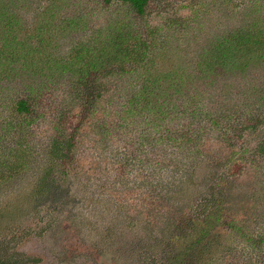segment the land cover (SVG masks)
Segmentation results:
<instances>
[{
  "label": "rangeland",
  "instance_id": "1",
  "mask_svg": "<svg viewBox=\"0 0 264 264\" xmlns=\"http://www.w3.org/2000/svg\"><path fill=\"white\" fill-rule=\"evenodd\" d=\"M35 1L20 9L24 20L15 33L18 39L32 37L33 46L43 38V57L36 65L33 55L26 53L21 72L10 68L11 63L0 66V96H4L1 102L13 108L17 97L37 93L36 121L27 132H34L35 147L39 151L52 130L49 127L52 114L57 110L69 112L66 129L69 133L76 131L78 148L67 181L58 195L47 191L41 199H34L38 176L34 167L22 169L17 178L0 183V209L14 210L12 215L5 213L0 235L10 237L12 249L38 258L29 264H152L170 254L169 245L175 244L177 222L184 219L182 211L186 210L184 200L178 203L175 196L193 193L192 186L181 192L177 190L179 193H174L169 201L158 198L150 203L139 185L143 183L144 191L154 192L153 185L160 172L153 168L150 171L139 169L138 163L127 165L124 157L126 153L139 152V136L155 125L158 114H144L142 109L129 115L124 113V102L129 104L124 100V93L130 77L125 74L121 79L115 75L100 78L104 105L93 115L94 110L77 96V82L81 83L79 73L70 66L63 69L58 63L68 47L72 52L83 39L93 46H102L117 24L116 20L121 18L134 29L142 30L146 18L136 15L131 8L126 9V4L120 0ZM252 3L253 0H152L148 12L156 21L154 37L164 46L161 71L180 70L183 79L188 81L187 91L192 86H201L206 94L210 93V98H204L208 105L211 98L212 102L222 96L224 104L227 99H237L243 86L264 84V55L245 71L227 70L225 65V69L215 66V73L205 79L193 73L199 55H207V49L213 53L210 48L218 40L235 34V30L253 21H260L256 26L264 21V0L258 2V11ZM64 14L77 20L79 26L66 25ZM2 34L13 36L6 30ZM20 63L19 59L18 65ZM108 89L112 92L109 102ZM248 89H244L242 96ZM174 107L177 108L178 103ZM162 120L182 121L183 118L172 111ZM221 121L223 127L229 124L224 119ZM154 128L157 129V125ZM5 132L0 126L1 139ZM218 141L227 143L220 137ZM171 149L169 147V151ZM175 153L183 155L180 150ZM220 154L216 149L211 156L218 159ZM249 159L252 170L246 163L239 168V160L232 165L221 159L219 165L216 161H211L210 166L202 162L197 172L198 178L208 180L197 181V186L204 189L211 176H222L219 184L224 192L222 201L226 208L234 206L233 213L238 217L239 212L247 210L260 217L264 209V200L260 195H253L259 187H264V180L258 181L259 173L264 178V166L259 169V161ZM36 163L38 160L34 165ZM238 234H230L227 229L216 230L211 238L214 241L219 238L223 247L214 251L217 258L213 254L206 255L204 263L215 259L211 264H244V235L232 242L235 237L238 239ZM191 264L200 262L196 259Z\"/></svg>",
  "mask_w": 264,
  "mask_h": 264
},
{
  "label": "trees",
  "instance_id": "2",
  "mask_svg": "<svg viewBox=\"0 0 264 264\" xmlns=\"http://www.w3.org/2000/svg\"><path fill=\"white\" fill-rule=\"evenodd\" d=\"M120 1L126 4V9L131 8L136 15L145 16L143 29H134L120 18L121 20H116L117 24L113 26L108 40L102 46L96 44L93 46L83 39L72 48V52L68 47L58 63L63 69L70 66L79 73L81 83L77 82V87L79 86L77 96L85 101V106L94 110L93 115H96L98 109L104 105L105 94L101 92L100 78L115 75L121 79L125 74H129L130 77L126 85L127 91L124 93V100H128L129 104L124 102V113L129 115L142 109L144 114L151 112L158 114L159 119H154L155 125L140 134L139 152L126 153L124 157L127 165L138 163L139 169L150 171L153 168L160 172L153 185L154 192L144 191L143 183L139 185L142 195L150 199V203L158 198L169 201L173 199L177 190L181 192L192 186L190 189L193 193L175 196L178 203L184 200L186 210L182 211L184 219L177 222L173 237L175 244L169 245L172 247L170 254L168 252L167 256L155 260L152 264H191L196 262V259L200 264H205L206 255L213 254V257L217 258L215 256L217 252L214 251L223 247L219 238L212 240L213 233L222 229H227L230 234L240 233L238 239L235 237L232 242L244 235L242 246L246 260L244 264H264V209L260 217L253 215L249 210L239 212L238 217L233 213L234 206L228 205L226 208L222 201L224 192L219 188L221 179L223 181L222 176L216 175L214 178L211 176L205 189L197 186L199 179L208 181L204 177L198 178L197 175L202 162L210 166L211 161H216L219 165L221 159H225L234 165L239 160L241 161L239 168L246 163L252 170L249 158H253L259 161V169L263 168V82L259 86L254 83L250 87L243 86L238 93L239 96L236 95L237 99H227L224 104L222 96L212 102L211 98L210 104H205L204 98L205 96L210 98V93L206 94L203 87L192 86L187 91L188 81L183 79L180 70L161 71L164 63L161 62L164 46L154 37L156 21L149 17L148 12L152 0ZM259 1L253 0L252 3L256 11ZM41 2L42 0L38 3ZM30 3L35 4L36 1L4 0L0 4V66L11 63L10 68H15L19 72L23 71L22 61L26 53L33 55L36 65L44 54L43 38L33 46L30 40L32 37L18 39L15 33V29L24 20L20 9ZM62 17L66 25L72 23L79 26L77 20L66 14ZM258 22L260 21H253L235 30V34L218 40L215 46L210 48L213 53L207 49V55L200 54L193 73L202 75L205 79L212 76L218 66L224 68L226 65L227 70L234 71L247 70V67L264 55V21L256 26ZM260 25L263 26L255 29ZM5 30L13 33V36H4L2 32ZM10 41H14L13 44ZM16 51L22 52L16 55ZM19 59L21 63L18 65ZM139 79L143 80L139 82ZM140 84L142 86H139ZM246 88H249L247 94L242 96ZM37 96V93L34 96L26 93L22 98L17 97L13 108L5 106L4 102H1L4 96L2 94L0 96V126L6 131L3 134L4 139H1L0 134V166L4 167L0 168V183L7 182L9 178H17L22 169L34 167L38 173L34 189L36 200L41 199L47 191L59 194L58 190L67 181L75 150L78 148L76 131L69 133L66 129L69 112L60 110L55 111L50 117L52 119L49 127L52 130H49L43 148L39 151L35 147V134L27 130H32V124L36 121ZM108 98L109 102L112 98L110 89ZM170 103L173 106H170ZM177 103L178 107L175 108ZM172 111L179 114L183 120H162L164 115ZM182 113H186V116L183 117ZM221 119L229 124L223 127ZM156 125L157 129L154 128ZM219 137L227 143L219 142ZM169 147L172 148L170 151ZM216 149L222 153L218 159L211 156ZM174 150H180L183 155L176 154ZM187 158L189 162L186 161ZM36 160L38 163L34 165ZM262 173L264 174V171ZM261 180L264 178L259 173L258 181ZM253 195H260V199L264 200V187H259ZM257 199L259 198L255 200L258 201ZM13 211L12 208L0 209V227L3 225L5 213L12 215ZM11 243L10 237L0 235V264H29L38 261V258L28 256L19 249H12ZM225 245L233 248L231 244ZM214 260L211 259L208 264Z\"/></svg>",
  "mask_w": 264,
  "mask_h": 264
}]
</instances>
